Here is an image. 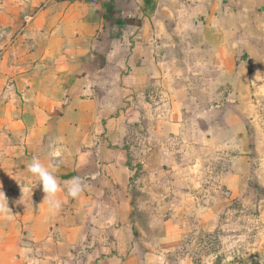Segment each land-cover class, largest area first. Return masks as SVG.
I'll list each match as a JSON object with an SVG mask.
<instances>
[{
	"label": "crops",
	"instance_id": "crops-1",
	"mask_svg": "<svg viewBox=\"0 0 264 264\" xmlns=\"http://www.w3.org/2000/svg\"><path fill=\"white\" fill-rule=\"evenodd\" d=\"M210 148L264 187V0H0V264H194L171 181Z\"/></svg>",
	"mask_w": 264,
	"mask_h": 264
},
{
	"label": "rangeland",
	"instance_id": "rangeland-1",
	"mask_svg": "<svg viewBox=\"0 0 264 264\" xmlns=\"http://www.w3.org/2000/svg\"><path fill=\"white\" fill-rule=\"evenodd\" d=\"M201 156L205 160L192 182L171 181L176 213L188 221L186 234L193 237L186 248L194 264H264V187L245 183L242 187L247 188L234 196L226 184L228 158L214 148Z\"/></svg>",
	"mask_w": 264,
	"mask_h": 264
},
{
	"label": "clouds",
	"instance_id": "clouds-1",
	"mask_svg": "<svg viewBox=\"0 0 264 264\" xmlns=\"http://www.w3.org/2000/svg\"><path fill=\"white\" fill-rule=\"evenodd\" d=\"M53 155H59L54 153ZM27 171L31 174L36 181L42 185L43 192L46 194L50 208H59L60 200L57 199V193L60 191V185L54 172L46 167L38 158H33L30 163L27 164ZM66 194L69 197L77 198L83 191V184L80 177H73L71 181L66 183ZM8 205L0 201V212L7 210Z\"/></svg>",
	"mask_w": 264,
	"mask_h": 264
},
{
	"label": "built area",
	"instance_id": "built-area-1",
	"mask_svg": "<svg viewBox=\"0 0 264 264\" xmlns=\"http://www.w3.org/2000/svg\"><path fill=\"white\" fill-rule=\"evenodd\" d=\"M79 1H84V2H88V3H94V4H97V3H100V2L103 1V0H79Z\"/></svg>",
	"mask_w": 264,
	"mask_h": 264
}]
</instances>
